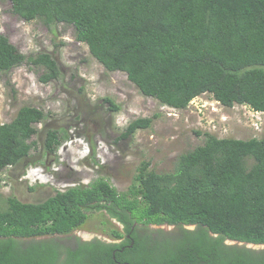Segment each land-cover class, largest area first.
<instances>
[{"label":"trees","instance_id":"obj_1","mask_svg":"<svg viewBox=\"0 0 264 264\" xmlns=\"http://www.w3.org/2000/svg\"><path fill=\"white\" fill-rule=\"evenodd\" d=\"M8 1L26 21L72 25L108 70L127 73L164 104L186 108L207 92L225 106L264 113V0ZM26 62L45 69L44 81L61 75L51 54L27 56L0 34V75ZM45 117L26 105L0 123V172L30 155L35 124ZM152 121L135 119L121 137ZM59 133L47 132L48 150L59 145ZM203 134L204 143L182 153L171 172L143 162L128 191L99 178L40 202L0 193V264H264V248L227 243L264 244V137ZM91 209L121 224L110 230L114 242L77 237L70 246L45 237L80 228Z\"/></svg>","mask_w":264,"mask_h":264},{"label":"rangeland","instance_id":"obj_2","mask_svg":"<svg viewBox=\"0 0 264 264\" xmlns=\"http://www.w3.org/2000/svg\"><path fill=\"white\" fill-rule=\"evenodd\" d=\"M11 6L0 0V34L27 56L51 54L61 75L44 81L45 69L28 62L0 75V123L13 120L26 105L46 114L35 124L38 133L32 140L37 143L30 155L0 172L3 196L40 202L57 190L90 185L99 178L124 192L135 182L143 162L149 161L148 168L158 173L171 172L182 153L204 143L206 131L219 137H264L263 112L242 104L225 106L207 92L186 108L171 107L143 94L127 73L108 70L86 43L76 39L72 25L26 21ZM105 97L120 109L113 111ZM142 117H153L151 126L122 138L129 124ZM52 129L61 131V139L48 150L45 139ZM88 214L85 224L70 234L45 237L66 244L75 235L112 241L111 228H122L104 209Z\"/></svg>","mask_w":264,"mask_h":264},{"label":"water","instance_id":"obj_3","mask_svg":"<svg viewBox=\"0 0 264 264\" xmlns=\"http://www.w3.org/2000/svg\"><path fill=\"white\" fill-rule=\"evenodd\" d=\"M227 243H237V244L246 245L247 247L255 248V249L264 248V244H256V243H252V242H244V241H237V240H227Z\"/></svg>","mask_w":264,"mask_h":264},{"label":"flooded vegetation","instance_id":"obj_4","mask_svg":"<svg viewBox=\"0 0 264 264\" xmlns=\"http://www.w3.org/2000/svg\"><path fill=\"white\" fill-rule=\"evenodd\" d=\"M121 225V224H120ZM68 234H70V233H68ZM77 237H79V238H81V240L82 241H89V240H92V239H94V238H96V237H89V236H83V235H75V237H74V240L71 242V243H69V244H67V245H70V246H75V244H76V242H77ZM39 237H37L36 239H38ZM98 238V237H97ZM100 239H103V240H106V239H104V238H100ZM39 240V239H38ZM113 240H115V239H112V241L111 242H114ZM106 241H108V240H106ZM110 242V241H109Z\"/></svg>","mask_w":264,"mask_h":264},{"label":"bare ground","instance_id":"obj_5","mask_svg":"<svg viewBox=\"0 0 264 264\" xmlns=\"http://www.w3.org/2000/svg\"><path fill=\"white\" fill-rule=\"evenodd\" d=\"M191 227H193V226H191Z\"/></svg>","mask_w":264,"mask_h":264},{"label":"clouds","instance_id":"obj_6","mask_svg":"<svg viewBox=\"0 0 264 264\" xmlns=\"http://www.w3.org/2000/svg\"><path fill=\"white\" fill-rule=\"evenodd\" d=\"M88 155V154H87Z\"/></svg>","mask_w":264,"mask_h":264}]
</instances>
